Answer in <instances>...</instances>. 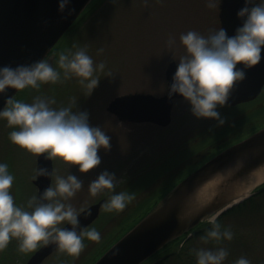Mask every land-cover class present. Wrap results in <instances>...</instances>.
I'll return each instance as SVG.
<instances>
[{
	"label": "rangeland",
	"instance_id": "obj_1",
	"mask_svg": "<svg viewBox=\"0 0 264 264\" xmlns=\"http://www.w3.org/2000/svg\"><path fill=\"white\" fill-rule=\"evenodd\" d=\"M208 3L209 0H90L72 28L58 42L66 46L65 52L85 49L94 65L105 63L103 72L96 73L100 78L98 87L87 95V89L79 84L77 78H73L55 85H41L39 91L26 88L14 95L15 99L25 103H32L36 96L54 97L56 103L52 107L56 109L67 107L75 100L77 106L74 111H86L89 114V124L100 127L110 137V149L106 151L101 148L98 154H113L112 160L108 158L101 161L97 168L88 173H81L78 166H70L58 159L52 161L53 187L56 176L66 178L68 175H75L83 181L82 189L70 200L63 201L71 204L77 212L105 193L108 196L122 191L131 193L137 191L138 186H141L142 200L156 190H161L160 185L170 183L172 180L169 176L175 175L174 170H181L182 175L196 164L199 165L195 152L203 153L206 148L200 149V146L194 145L193 135L200 128L201 119L192 115L191 107L185 99L175 102L172 121L166 127L141 123V182L138 185L131 183L134 180L131 175H136L138 171L126 172V169L131 171L138 165L139 126L135 124L109 127L104 123L107 118L104 112L109 100L117 94L140 91L161 95L166 91L164 69L168 61L174 59L179 64L180 57L186 54L180 35L191 30L207 37L216 29L218 9L209 8ZM170 37L175 40L172 46L168 45ZM101 48L103 52H99ZM109 72L112 73L111 76H107ZM13 130L18 129L9 128L7 121L0 119V163L7 164L9 173L14 176L11 195L16 205L31 211L27 208V202L36 195L33 184L36 157L11 143L9 133ZM180 146L184 149H179L173 158L163 161L152 170L148 169L157 157L164 158ZM186 153H193V161H186ZM177 162L175 169L173 166ZM103 171L114 173L119 183L115 193H107L105 190L104 194L93 197L89 193L88 185ZM260 182H264V176L249 191H254ZM138 199L139 197L135 198L131 207ZM136 212L139 210L128 208L120 213H108L102 206L99 216L88 227L99 231V243L85 239L83 242L86 247L78 259L58 250L42 264H88L125 232L130 224L125 216ZM229 221L233 226L237 224L234 221L238 220ZM263 229L264 222H257L252 229L253 239L249 237L245 240L247 237L241 239L234 236L232 241L222 240L219 244H205L196 239L191 244V249L216 250L224 247L229 255L223 264H235L240 257L248 259L251 264H264V239L261 241L264 236L261 233ZM10 243L11 249L9 246L6 249L10 253H0V264H24L30 253H20L16 239ZM173 262L182 261L176 258Z\"/></svg>",
	"mask_w": 264,
	"mask_h": 264
},
{
	"label": "clouds",
	"instance_id": "obj_2",
	"mask_svg": "<svg viewBox=\"0 0 264 264\" xmlns=\"http://www.w3.org/2000/svg\"><path fill=\"white\" fill-rule=\"evenodd\" d=\"M68 0H61L60 10ZM209 8H218L219 0H209ZM237 16L243 20L235 35L228 36L223 28L214 30L207 37L196 31L180 35V41L186 49L181 56L173 76L169 96L178 93L191 105L192 115L197 119H212L222 125L225 121L216 110L225 106L230 93L239 81L245 79L243 69L251 68L261 61L264 48V0L254 3L245 0V7ZM175 43L170 37L168 45ZM103 52V49H99ZM58 69L46 59L30 66L0 68V93L7 88L22 92L26 88L40 90L41 85L64 83L77 78L79 84L90 95L98 87L100 78L97 72H103L105 63L94 65L93 59L83 48L59 53ZM109 72L107 76H111ZM54 97L36 96L32 103L10 97L0 111V119L7 121L9 128L18 129L9 133V140L35 157L44 155L46 160H60L70 166H78L79 172L88 173L101 163L98 150L110 149V137L100 127L89 124L86 111H74L77 101L67 107L53 108ZM52 176L47 168L37 169V178ZM14 176L8 171V165L0 163V253H3L13 239L18 241L20 253L35 252L38 248L55 244L59 252L78 259L86 245L84 240L99 243L101 235L95 228H80L79 213L68 201L83 187V181L75 175L55 177L52 184L39 196L31 197L25 210L17 206L11 189ZM119 180L114 173L103 171L88 185L91 196L115 193ZM135 199V192L122 191L109 195L103 204L105 212L120 213ZM90 215V213H88ZM191 215L185 212L183 221ZM208 223L211 228L201 237L203 243L215 241H232L234 233L231 228L222 230L217 218L212 216ZM61 225H71V230ZM196 264H223L229 255L226 248L216 250L193 249ZM114 252L113 255H117ZM235 264H251L240 257Z\"/></svg>",
	"mask_w": 264,
	"mask_h": 264
},
{
	"label": "water",
	"instance_id": "obj_3",
	"mask_svg": "<svg viewBox=\"0 0 264 264\" xmlns=\"http://www.w3.org/2000/svg\"><path fill=\"white\" fill-rule=\"evenodd\" d=\"M90 0H68L61 11V0H0V68L30 66L46 60L53 64L50 50L68 30ZM245 0H220L218 18L228 36L235 35L243 20L237 16ZM178 65L170 61L165 70L168 91L162 96L129 92L115 96L106 109L120 120L151 122L166 126L171 121V108L178 93L169 96ZM245 79L237 82L227 103L253 98L264 82V48L257 65L243 69ZM15 89L0 93V111ZM52 172V161L44 155L36 158V196L50 186L51 176L37 178V169ZM264 173V127L246 138L222 149L175 183L137 222L115 240L91 264H141L171 241L188 233L202 221L218 216L240 203L255 191L249 185ZM261 183V182H260ZM258 183V185L260 184ZM249 191V192H248ZM104 198L80 210V228L87 227L98 216ZM191 215L180 219L185 212ZM90 213V215L88 214ZM61 227L71 230V225ZM57 250L55 244L38 248L25 264H41ZM118 252L117 255H113Z\"/></svg>",
	"mask_w": 264,
	"mask_h": 264
},
{
	"label": "flooded vegetation",
	"instance_id": "obj_4",
	"mask_svg": "<svg viewBox=\"0 0 264 264\" xmlns=\"http://www.w3.org/2000/svg\"><path fill=\"white\" fill-rule=\"evenodd\" d=\"M253 2L260 3L261 0H253ZM219 28H221V26L218 21L215 30H218ZM57 53H60V50ZM52 54L54 55V58H55L56 53H52ZM54 58H53V62H54ZM166 67L164 69V72L166 70ZM164 78H165V73H164ZM166 92H167V82H166V91L162 94H165ZM183 99H184L183 97L173 99L171 116H172V111H173L175 102L178 100H183ZM105 110L106 111L104 113L106 114L107 118L105 119L104 123H106L107 126L109 127L113 128L114 125L122 126V125H135V124L139 126L140 132H139V147H138L139 150H138V159H137L138 165L136 166V169H132L131 171H127L126 169V172L138 171L136 175L134 174L131 175L132 179H134L132 180L131 183H133L134 185L135 184L138 185L141 182L140 181L141 179V123H148V124H152L156 126H159V125L151 123V122H141V121L134 122L130 120H120L115 114L107 111L106 107H105ZM216 110L219 112L220 117L224 119L225 122L222 125H218V122L216 120L200 118L201 119V122L199 123L200 128H198V131L195 133V135H193V137L195 136L193 139V144L196 146H200L199 147L200 149L202 147L206 148V150L203 153H198V152L195 153L197 157L196 162H200L199 165L203 163L204 161H206L207 159H209L214 154H216L217 152H219L220 150H222L223 148L230 146L246 138L253 132L264 127V82L261 85L259 92L253 98L249 100H245V101L236 102V103H226V105L223 107L217 106ZM159 127H162V126H159ZM182 147L183 146H180L177 149L173 150L172 152L170 151L164 158H161V156L157 157L152 163V165L148 167V169L152 170V168L157 167L158 165H160V163L162 164L163 161L173 158L176 155V153L179 152V149H184ZM98 155L101 158V161L108 160V158L112 160V157H113V154H110V153L109 155L107 154L105 155L98 154ZM192 155L193 153L192 154L186 153L184 155L186 161L187 160L193 161ZM195 166H197V164ZM156 180L157 179H155V182ZM259 190L260 188L258 189V191ZM133 192H135V198L139 197V199L136 200V203L131 207V203L135 200L134 199L130 204L127 205L125 209L131 208L133 210L135 208L140 211L141 210V186H138V190L137 191L134 190ZM107 198H108V195H105V202ZM138 214L139 212H136L135 214L131 216L129 214L126 215L125 217L127 219V222L128 221L132 222L133 220H135ZM206 224L208 223H204V225ZM10 245L11 243L9 244V247ZM9 249H11V247ZM8 251L9 252H7L6 250L3 253H10V250ZM171 254L172 253H157L155 256H151L147 258L141 264H165L166 259H168L169 258L168 256H170Z\"/></svg>",
	"mask_w": 264,
	"mask_h": 264
},
{
	"label": "trees",
	"instance_id": "obj_5",
	"mask_svg": "<svg viewBox=\"0 0 264 264\" xmlns=\"http://www.w3.org/2000/svg\"><path fill=\"white\" fill-rule=\"evenodd\" d=\"M100 3V2H98ZM56 53L60 50L66 51V46L57 45L53 49ZM57 60L59 59V53L56 54ZM57 70H59L57 68ZM189 171V170H188ZM175 175H170V183L165 186L160 185L159 188L161 190H156L152 193L151 196H148L141 200V212L138 218L147 213L151 207L163 196V194L173 185L172 183L178 181L183 175L187 173V171L180 175L181 170L173 171ZM169 181V180H168ZM217 218V222L221 224L222 230L225 228H231L234 236L241 237V239L245 240L252 238L254 235L253 225L257 222H264V183L260 186V190L255 194L251 195L241 203L231 207ZM230 219L238 220L234 221L237 224L230 223ZM131 225V224H130ZM129 225V226H130ZM128 226V227H129ZM127 227V228H128ZM211 228V225L208 223L204 225L201 223L196 228H193L190 232L191 235L189 238H186V234L178 237L177 239L171 241L168 245H166L163 249L158 251V253H172L169 258L166 259L165 264H196V256L191 249V244L194 240L199 239L205 235L206 231ZM262 235H264V229L261 231ZM256 234V233H255ZM186 238V239H185ZM185 239V241H184ZM264 239H261V241ZM244 241V240H242ZM211 243H216L215 241H209ZM180 259L182 262L174 263V259ZM91 259V258H90ZM92 261V259L88 262V264Z\"/></svg>",
	"mask_w": 264,
	"mask_h": 264
},
{
	"label": "bare ground",
	"instance_id": "obj_6",
	"mask_svg": "<svg viewBox=\"0 0 264 264\" xmlns=\"http://www.w3.org/2000/svg\"><path fill=\"white\" fill-rule=\"evenodd\" d=\"M263 176H264V173L263 174H260L259 175V177H257L250 185H249V187L248 188H251L253 185H254V183L256 182V181H258L259 179H261V178H263Z\"/></svg>",
	"mask_w": 264,
	"mask_h": 264
}]
</instances>
